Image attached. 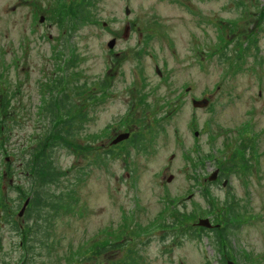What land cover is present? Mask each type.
I'll return each instance as SVG.
<instances>
[{
  "label": "rangeland",
  "instance_id": "obj_1",
  "mask_svg": "<svg viewBox=\"0 0 264 264\" xmlns=\"http://www.w3.org/2000/svg\"><path fill=\"white\" fill-rule=\"evenodd\" d=\"M77 1L0 0V71L18 121L7 152L22 157L37 142L52 93L84 116L54 150L59 178L46 188L70 192L71 209L33 214L29 251L14 231L27 226L32 196L18 194L29 179L0 181L13 210L0 219V264H264V0H90V20L74 31ZM233 157L240 174L207 181ZM227 202L238 218L219 247L196 224L224 227L216 215ZM110 244L115 252L88 260Z\"/></svg>",
  "mask_w": 264,
  "mask_h": 264
},
{
  "label": "trees",
  "instance_id": "obj_2",
  "mask_svg": "<svg viewBox=\"0 0 264 264\" xmlns=\"http://www.w3.org/2000/svg\"><path fill=\"white\" fill-rule=\"evenodd\" d=\"M236 5H239L238 0H234ZM93 6L90 0H79L75 3V6L69 7V12L72 14L71 28L75 31L88 20H90L92 14ZM4 76L0 71V181L7 180L8 187H13L14 181L12 178L15 176V172L18 175L21 174V177L29 179V189H21L18 196L23 198L29 194L32 196V202L27 208L26 211V225L27 220L31 219L33 214H36L37 218L42 215V212L45 208H49L48 213L43 215L44 220L48 221L47 217L49 213L57 214L58 211L68 212L71 208L70 205H65L67 199H70L71 193H62L60 195L50 194L47 192L46 188L51 185L56 184L58 180L59 173L55 172L54 161H53V152L57 147H67L69 146L70 139L73 138V134L70 131L71 126H80L83 123L84 116L75 114L74 105L69 103L65 93H61L58 97H53L45 108L47 118V124L44 125L43 132L37 142L29 149L25 150L24 155L20 157L16 154H9L7 152L8 142L11 137L13 126L17 124L14 114V106L12 104V99L15 95V91L9 89V86L6 85ZM13 106V107H12ZM136 137V135L134 136ZM112 141L109 142V147ZM133 147L136 148L135 143H131ZM17 159L18 164L13 165L12 160ZM20 159V160H19ZM99 159L95 158L94 164H99ZM236 158H232L226 164L220 168L221 172L228 171L229 174H238L240 171L237 170ZM240 174V173H239ZM227 177V176H226ZM12 180V181H11ZM78 181L81 182L80 179ZM11 182V183H10ZM79 183V182H78ZM6 199L0 200V219L3 220L5 224H8L9 219L12 217V207L6 205ZM47 201H50L49 203ZM233 203L227 202L224 204L223 210H221L216 218L217 223H221L224 227H218L217 229H211L216 234V245L220 247L221 244L227 240L229 235V224L227 220L229 218H238L236 217L235 206ZM183 219V214L178 212L175 213L172 217V223L176 226L181 225ZM0 220V221H1ZM32 228L28 225L26 227L15 225L14 231L18 232L22 237V246L29 244V237L33 234L35 235L36 229L32 232ZM43 238L39 243V247L43 250H46V257L50 253L48 251V238L49 234L43 232ZM31 246H27L26 249L29 251ZM224 247V246H223ZM32 248V247H31ZM116 246L114 244L95 246L89 252L90 256L88 257L89 261L97 260L98 257L104 256L106 254H111L115 252ZM227 253V252H226ZM32 254V253H31ZM228 254L224 255L227 256ZM21 264H24L21 263ZM111 264H134L131 259H128L127 262L121 263H111Z\"/></svg>",
  "mask_w": 264,
  "mask_h": 264
},
{
  "label": "water",
  "instance_id": "obj_3",
  "mask_svg": "<svg viewBox=\"0 0 264 264\" xmlns=\"http://www.w3.org/2000/svg\"><path fill=\"white\" fill-rule=\"evenodd\" d=\"M125 14H126V15L129 14V10H128V8H125ZM42 20H43V19H42V17H41V18H40V21H42ZM126 30H127V29H126ZM113 44H114V41L109 42V43H108V47H109V48H112V47H113ZM156 72L158 73V70H156ZM207 103H208V100H207V99H202V100H199V101H192V106H193L194 108H202V107L204 108V107L207 106ZM128 136H129L128 133L120 134V135H118V136L112 141L111 144H112V145H113V144H117V143H119L120 141H123V140L127 139ZM216 174H217V171H215V172L209 177L208 180H209V181L214 180L215 177H216ZM223 184H225V183H223ZM27 202H28V200L25 201V203H24V205H23V208H22V210H21V212H20L19 215L22 214V212H23V210H24V208H25ZM197 224H198V226H200V227H204V228H210V227H211V225H210V223H209V221H208L207 219H199ZM226 264H233V263H232L231 261H227Z\"/></svg>",
  "mask_w": 264,
  "mask_h": 264
},
{
  "label": "flooded vegetation",
  "instance_id": "obj_4",
  "mask_svg": "<svg viewBox=\"0 0 264 264\" xmlns=\"http://www.w3.org/2000/svg\"><path fill=\"white\" fill-rule=\"evenodd\" d=\"M116 146H117V145H116ZM116 146H113V147H116ZM217 171H218V174H217V178H216V180L214 181V183H215V182H219V181H221V179H224V178H225V180H226V176L231 175V174H229L227 171L221 172L220 169H217ZM227 173H228L229 175H228Z\"/></svg>",
  "mask_w": 264,
  "mask_h": 264
}]
</instances>
